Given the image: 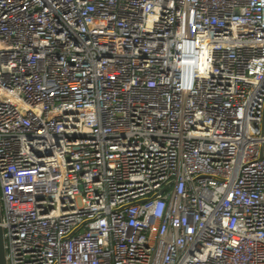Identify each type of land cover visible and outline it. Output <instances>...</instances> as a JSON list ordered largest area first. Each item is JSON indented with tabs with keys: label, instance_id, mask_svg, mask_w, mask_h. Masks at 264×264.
<instances>
[{
	"label": "built area",
	"instance_id": "2783aa9c",
	"mask_svg": "<svg viewBox=\"0 0 264 264\" xmlns=\"http://www.w3.org/2000/svg\"><path fill=\"white\" fill-rule=\"evenodd\" d=\"M6 264H264V0H0Z\"/></svg>",
	"mask_w": 264,
	"mask_h": 264
},
{
	"label": "water",
	"instance_id": "95a60500",
	"mask_svg": "<svg viewBox=\"0 0 264 264\" xmlns=\"http://www.w3.org/2000/svg\"><path fill=\"white\" fill-rule=\"evenodd\" d=\"M0 264H6L5 256H4V245L2 238V228L0 227Z\"/></svg>",
	"mask_w": 264,
	"mask_h": 264
}]
</instances>
